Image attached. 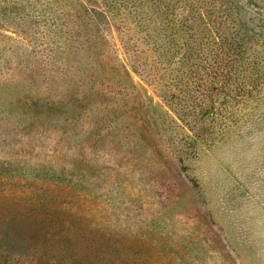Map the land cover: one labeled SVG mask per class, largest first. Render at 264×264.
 Returning <instances> with one entry per match:
<instances>
[{
	"label": "rangeland",
	"instance_id": "rangeland-1",
	"mask_svg": "<svg viewBox=\"0 0 264 264\" xmlns=\"http://www.w3.org/2000/svg\"><path fill=\"white\" fill-rule=\"evenodd\" d=\"M0 264H264V0H0Z\"/></svg>",
	"mask_w": 264,
	"mask_h": 264
}]
</instances>
